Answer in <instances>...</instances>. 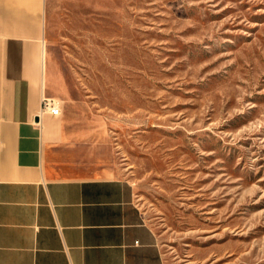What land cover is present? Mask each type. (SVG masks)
<instances>
[{
	"label": "rangeland",
	"instance_id": "rangeland-1",
	"mask_svg": "<svg viewBox=\"0 0 264 264\" xmlns=\"http://www.w3.org/2000/svg\"><path fill=\"white\" fill-rule=\"evenodd\" d=\"M77 173L134 184L166 264H264V0H46Z\"/></svg>",
	"mask_w": 264,
	"mask_h": 264
},
{
	"label": "crops",
	"instance_id": "crops-1",
	"mask_svg": "<svg viewBox=\"0 0 264 264\" xmlns=\"http://www.w3.org/2000/svg\"><path fill=\"white\" fill-rule=\"evenodd\" d=\"M45 7L0 0V264H166L134 184L77 173L66 104L39 117L44 97H64Z\"/></svg>",
	"mask_w": 264,
	"mask_h": 264
},
{
	"label": "built area",
	"instance_id": "built-area-1",
	"mask_svg": "<svg viewBox=\"0 0 264 264\" xmlns=\"http://www.w3.org/2000/svg\"><path fill=\"white\" fill-rule=\"evenodd\" d=\"M44 114L60 116L62 114V111L59 101L55 98L44 97L42 99L39 117Z\"/></svg>",
	"mask_w": 264,
	"mask_h": 264
}]
</instances>
